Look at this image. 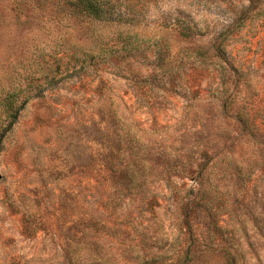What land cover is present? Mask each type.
Masks as SVG:
<instances>
[{"label":"rangeland","instance_id":"rangeland-1","mask_svg":"<svg viewBox=\"0 0 264 264\" xmlns=\"http://www.w3.org/2000/svg\"><path fill=\"white\" fill-rule=\"evenodd\" d=\"M28 4L0 2V102L55 42V0ZM138 12L141 50L31 90L4 134L0 264H264V0Z\"/></svg>","mask_w":264,"mask_h":264},{"label":"trees","instance_id":"trees-1","mask_svg":"<svg viewBox=\"0 0 264 264\" xmlns=\"http://www.w3.org/2000/svg\"><path fill=\"white\" fill-rule=\"evenodd\" d=\"M0 2L8 3L16 21L25 20L22 25H27L32 19V7L29 6L28 0H0ZM55 3V10L49 11L54 23L49 25L46 22L48 19L38 22V27L46 34L51 31L55 41L53 47L43 50L44 53L50 52V56L42 54L36 65L40 76L35 80H29L21 100L17 97V91L20 90L17 87L6 90L2 96L0 149L4 134L16 123L19 112L31 97H35L36 92L32 93L31 90L39 92L43 85L54 87L85 68L97 67L95 63L96 60H100L99 58H109L117 52L131 55L142 49L145 36L136 29L140 25L138 6L139 3L143 6L145 0H55ZM102 28H122L124 32L121 31L115 43L110 44L101 34ZM193 33L194 29L190 27L178 30V36L183 40H189ZM118 42L122 45L119 51ZM158 57L155 58L159 62L157 66H164L165 60L163 57L159 59ZM239 123L244 129L249 127L245 120H239ZM252 130L253 128L250 129ZM141 173L142 167L137 166L135 175L141 177Z\"/></svg>","mask_w":264,"mask_h":264}]
</instances>
